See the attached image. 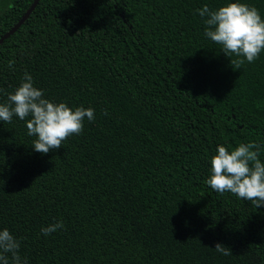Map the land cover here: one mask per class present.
Returning <instances> with one entry per match:
<instances>
[{
	"label": "trees",
	"instance_id": "1",
	"mask_svg": "<svg viewBox=\"0 0 264 264\" xmlns=\"http://www.w3.org/2000/svg\"><path fill=\"white\" fill-rule=\"evenodd\" d=\"M33 1L0 0V38ZM227 2L39 0L0 43V103L27 72L95 117L46 154L0 121V230L21 264H264V206L206 183L218 145L254 142L264 163V50L236 69L197 11ZM238 2L264 19V0Z\"/></svg>",
	"mask_w": 264,
	"mask_h": 264
},
{
	"label": "clouds",
	"instance_id": "2",
	"mask_svg": "<svg viewBox=\"0 0 264 264\" xmlns=\"http://www.w3.org/2000/svg\"><path fill=\"white\" fill-rule=\"evenodd\" d=\"M197 11L206 17L204 35L220 45L227 57L235 55L232 63L236 69L245 60L254 62L264 50V19L254 6L228 0L216 10L204 5ZM12 65L13 61H9V67ZM14 115L25 121L27 134L35 137L31 146L41 154L61 148L68 137L81 133L86 119L95 118L91 108L73 110L64 102L44 98L43 91L33 86V78L27 72L19 86L8 93L7 102L0 103V121L10 123ZM259 155L260 145L254 142L239 144L231 150L218 145L211 157V175L206 183L217 193H232L251 201L256 208L264 206V163L258 159ZM63 227L62 221H56L42 227L41 232L47 236ZM19 247V241L8 229L0 230V264H10V259L11 264H21ZM214 249L224 256L232 255L230 247L222 243L217 242Z\"/></svg>",
	"mask_w": 264,
	"mask_h": 264
},
{
	"label": "water",
	"instance_id": "3",
	"mask_svg": "<svg viewBox=\"0 0 264 264\" xmlns=\"http://www.w3.org/2000/svg\"><path fill=\"white\" fill-rule=\"evenodd\" d=\"M39 0H34L33 3L30 5V7L26 10V12L24 13V15L18 20V22L16 24H14V26H12V28L7 31L1 38H0V43L3 42L4 39H6L7 37H9L11 34H13L21 25V23L28 17V15L31 13V11L34 9V7L36 6L37 2Z\"/></svg>",
	"mask_w": 264,
	"mask_h": 264
}]
</instances>
